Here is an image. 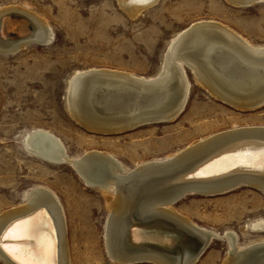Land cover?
I'll return each mask as SVG.
<instances>
[{"label": "bare ground", "instance_id": "bare-ground-1", "mask_svg": "<svg viewBox=\"0 0 264 264\" xmlns=\"http://www.w3.org/2000/svg\"><path fill=\"white\" fill-rule=\"evenodd\" d=\"M229 1L248 4L255 0ZM118 2L132 17L156 0ZM8 13L21 14L12 25L26 32L25 20H30L34 31L15 45L0 46V51L14 52L30 42L45 45L52 39L44 17L17 5L0 9V16ZM3 23L6 28L10 25ZM184 65L191 68L197 83L235 108L253 109L264 103V44H252L219 21L200 19L168 42L156 78L92 68L73 73L66 93L68 109L81 115L91 112V119L81 121L106 132L171 120L182 111L189 94ZM26 138L28 151L48 162L69 163L90 186H114V194L105 196L111 214L104 231L106 252L114 262L195 264L207 246L221 237L183 217L173 204L185 194L222 193L242 184L264 191V125L223 130L134 168L106 151L69 156L62 141L45 129L34 128ZM237 139L245 140L208 158ZM200 161L188 173L192 179L166 184V177ZM25 199L23 204L0 212V261L18 264L11 253L19 252L29 264H79L82 253L77 249L81 246H71L66 235L69 223L57 194L41 185L30 189ZM224 235L228 251L222 264H264V241L240 247L237 234L230 231ZM77 236L76 241L82 244L81 229Z\"/></svg>", "mask_w": 264, "mask_h": 264}, {"label": "rangeland", "instance_id": "rangeland-1", "mask_svg": "<svg viewBox=\"0 0 264 264\" xmlns=\"http://www.w3.org/2000/svg\"><path fill=\"white\" fill-rule=\"evenodd\" d=\"M255 1L156 0L131 17L118 0H0V9L17 5L44 17L53 33L48 44L30 42L14 52L0 51V212L26 202L30 189L47 186L63 204L71 246H81L79 264H154L114 262L106 252L104 231L111 212L105 196L114 194L113 185L90 186L69 163L48 162L28 151L26 137L34 128L45 129L62 141L69 156L106 151L134 168L223 130L264 125V103L235 108L197 83L188 65V98L171 120L121 131L96 130L81 121L93 114L70 113L66 96L68 79L80 70H120L156 78L168 42L200 19L219 21L252 44L263 45L264 0ZM173 206L221 237L195 264H222L227 232L237 234L240 247L264 241V191L251 184L222 193L185 194ZM80 229L82 244L76 241Z\"/></svg>", "mask_w": 264, "mask_h": 264}, {"label": "water", "instance_id": "water-1", "mask_svg": "<svg viewBox=\"0 0 264 264\" xmlns=\"http://www.w3.org/2000/svg\"><path fill=\"white\" fill-rule=\"evenodd\" d=\"M19 15H21V14H19V13H10L9 14L8 13V14H5V15L0 16V46H3L4 47V46H9V45H15V44L19 43L20 41L29 38L33 34L34 26L30 22V20H25V22H28L27 31L26 32H24L25 29H23V28L22 29L21 28H17L14 25H12L13 23L11 21H14L15 19H19L20 20V18H19L20 16ZM3 21H8V24H10L8 28H6V25L5 26L3 25L4 24ZM22 32H24V33H22ZM257 139H259V138H257ZM243 140H245V139H237V140H234V141H232L230 143H227L223 148L219 149L220 151H217V152L213 153L208 158H211L214 155L220 154V152L222 151V149L224 150V149L228 148L229 145L243 142ZM261 141L264 142V140H261ZM207 160H209V159H207ZM201 161L198 162L197 164H195L194 166L186 169L183 172L176 173V174H174L172 176L169 175L168 177H166V179L168 181V182L166 181V184L167 185L176 184V183H179V182H183V181L192 179V178H190V176H189L188 173L190 171H193V169L198 164H200ZM236 173H240V172H236ZM144 244H152V243L151 242H144Z\"/></svg>", "mask_w": 264, "mask_h": 264}, {"label": "snow or ice", "instance_id": "snow-or-ice-1", "mask_svg": "<svg viewBox=\"0 0 264 264\" xmlns=\"http://www.w3.org/2000/svg\"><path fill=\"white\" fill-rule=\"evenodd\" d=\"M130 3H140V4H146L150 3L151 0H129ZM261 158L264 159V153L261 154ZM4 239H7V237H4ZM15 259H17L18 264H29V262L25 259H23L19 252H13L11 253Z\"/></svg>", "mask_w": 264, "mask_h": 264}]
</instances>
